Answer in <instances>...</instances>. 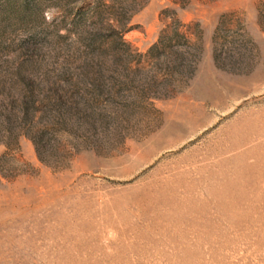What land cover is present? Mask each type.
<instances>
[{
    "label": "rangeland",
    "instance_id": "1",
    "mask_svg": "<svg viewBox=\"0 0 264 264\" xmlns=\"http://www.w3.org/2000/svg\"><path fill=\"white\" fill-rule=\"evenodd\" d=\"M0 264H264V0H0Z\"/></svg>",
    "mask_w": 264,
    "mask_h": 264
}]
</instances>
